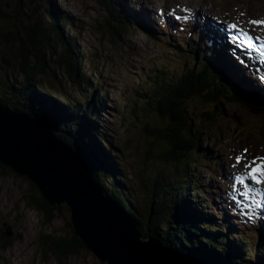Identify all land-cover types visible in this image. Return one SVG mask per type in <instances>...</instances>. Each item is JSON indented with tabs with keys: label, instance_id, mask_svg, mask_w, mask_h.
I'll use <instances>...</instances> for the list:
<instances>
[{
	"label": "rangeland",
	"instance_id": "374dc122",
	"mask_svg": "<svg viewBox=\"0 0 264 264\" xmlns=\"http://www.w3.org/2000/svg\"><path fill=\"white\" fill-rule=\"evenodd\" d=\"M50 1L74 23L73 27L69 24L64 27V36L77 40L79 53L83 55L81 71L106 91L102 101L92 109L96 115L92 119H96L101 132H105L111 140L115 150L110 155L121 170L122 177L119 178L127 186V193L134 204L145 210L146 217V200L155 185L156 176L162 174L167 177L175 169V163L168 154L171 149L168 136L172 133L164 132L169 128L170 121L162 117L155 106L148 105L147 99L138 103L137 96L144 97V94L154 92L157 84L162 86L163 78L175 81L180 76L177 73L184 72L191 64H197L192 57L195 54L190 53L187 47L179 53L175 46L187 45L190 41L200 45L204 37L202 25H206L209 31L215 29L219 36H225L226 51L236 48L233 45L235 42L227 38L228 28L224 30L222 25L216 24L210 26L207 14L200 15V11H192L194 8L201 7L212 14V18L237 24L241 30L252 32L263 40L264 24L252 21L264 20V0H122L125 10L136 13L141 22V25L135 24L132 33L122 37L111 29L103 0ZM1 11L0 97H6V87L23 81L20 57L27 40L26 27L38 28L41 22L50 24L51 18L46 11V0H2ZM148 26L156 29V33L148 34L145 28ZM241 44L248 45L244 40ZM240 49L243 48L234 51L244 54ZM203 50L206 51L205 47ZM213 53L216 54L212 51L211 55ZM244 55L246 58L249 56L248 53ZM244 55H241L243 60L246 59ZM252 56L256 61L258 54ZM211 60L215 62L214 57ZM49 68L51 74L47 78L43 75L39 80L34 78L35 86L46 90L62 104L82 102L87 99V94H91V90L81 89L71 82L65 69L56 64V57L51 60ZM237 69L241 72L237 76L245 79H240L242 82H252L249 78L251 70L242 69L243 72L239 67ZM223 71L226 73L228 69ZM260 83L263 88V80ZM240 86L249 92L253 90L248 84V88L245 84ZM261 88L259 93L263 90ZM259 93L258 96L264 98V94ZM213 109L210 103L203 100L193 103L188 109L193 127L198 125V114ZM223 113L215 117V121L204 125L207 131L197 143L202 149L211 148L213 154L210 152V165L195 169L197 180L193 184L200 188L204 185L212 188L209 192L213 194V204L210 206L215 209L216 218H221L219 221L222 222L223 218L218 213L224 210L231 218L230 222L239 228L238 232L246 229L262 244L264 224L260 228L261 218L257 219L260 211L253 205L256 213L252 215L243 212V209L238 212L239 203L232 195L236 189L235 178L248 177L250 169L245 168L244 163L264 157V123L243 106L234 103L226 104ZM146 126L160 130L161 134L146 130ZM102 146L105 149L103 143ZM238 156L244 157L241 164L236 163ZM244 185L239 182V186ZM257 185L264 190V184ZM198 198L203 200L205 196L199 194ZM243 198H247L246 195ZM36 201L43 202V198L28 178L19 176L8 167H0V264H107L85 246L72 254H62L57 244H72L75 236L71 212L63 204L55 207L56 210L50 212L52 218H48L36 208ZM233 241L238 247V240L230 242ZM251 261L256 264L255 258Z\"/></svg>",
	"mask_w": 264,
	"mask_h": 264
},
{
	"label": "trees",
	"instance_id": "16d2710c",
	"mask_svg": "<svg viewBox=\"0 0 264 264\" xmlns=\"http://www.w3.org/2000/svg\"><path fill=\"white\" fill-rule=\"evenodd\" d=\"M103 5L109 16L108 23L118 36L132 33L135 24L141 25L136 13L125 10L122 0H103ZM46 11L51 18L50 24L41 22L38 28L26 27L27 40L22 44L20 57L23 81L6 87L7 96L0 97V104L46 122L60 140L74 146L92 169L99 188L127 212L144 238L161 241L195 264H253V258L256 264H264V242L260 244L246 229L238 232L239 228L230 222L231 218L224 210L218 213L223 218L222 222L219 221L221 218H216L215 209L210 206L213 204V194L209 192H212V188L206 185L200 188L193 184L197 180L195 169L210 165L213 154L211 148L202 149L197 143L207 131L204 125L215 121L218 115L222 116L226 104L243 106L264 122V98L253 90H243L237 81L227 77L223 68L211 60L215 56L211 52L219 47L218 44L213 46L210 38L204 35L200 45L190 41L187 45L175 46L179 53L187 47L190 53L195 54L192 57L197 64H191L184 72L177 73L180 76L175 81L163 78L162 86L157 84L154 92L136 98L138 103L147 99L148 105L155 106L160 115L170 121L169 128L164 132L172 133L168 136L171 145L168 154L175 163V169L167 177L162 174L156 176L155 185L146 200L145 217V210L136 206L127 193L128 188L122 181L118 164L112 161L115 159L110 152L115 148L111 140L105 132H101L96 119H92L95 115L92 109L102 101L106 91L81 71L83 55L79 53L77 40L64 36V27L67 24L73 27L74 23L65 13L59 12L50 0H46ZM148 27H145L148 34L156 33V29ZM55 57L56 64L65 69L72 83L78 84L81 89L91 90L86 100L70 101L64 105L46 90L35 86L34 78L39 80L41 75L47 78L51 74L49 64ZM214 58L218 60V57ZM200 100L210 103L214 109L198 114V125L194 128L188 109ZM146 127L156 135L161 134L160 130ZM0 167L4 166L0 164ZM197 194L204 195L206 200H200ZM35 205L45 210L48 218H52L47 209L54 208L47 203H44L45 207L39 203ZM210 210L213 211L211 214ZM230 238L238 240L239 246L235 241L231 243ZM57 246L64 255L84 247L76 236L72 244Z\"/></svg>",
	"mask_w": 264,
	"mask_h": 264
},
{
	"label": "water",
	"instance_id": "95a60500",
	"mask_svg": "<svg viewBox=\"0 0 264 264\" xmlns=\"http://www.w3.org/2000/svg\"><path fill=\"white\" fill-rule=\"evenodd\" d=\"M0 164L36 186L43 198L36 203L43 207L47 203L54 210L66 204L75 236L101 262L195 264L161 241L144 238L127 212L99 188L75 147L60 140L46 122L4 104H0Z\"/></svg>",
	"mask_w": 264,
	"mask_h": 264
},
{
	"label": "bare ground",
	"instance_id": "6f19581e",
	"mask_svg": "<svg viewBox=\"0 0 264 264\" xmlns=\"http://www.w3.org/2000/svg\"><path fill=\"white\" fill-rule=\"evenodd\" d=\"M176 10H178V9H175V11ZM192 11H198V13L200 11V15L201 14H207L208 24L210 26H211V24H216V25H222V28L224 30H225V28H228V24L229 23H227L225 21H221L220 22V20H216V19L212 18V16H211L212 14H209V13L203 11V9L201 7H200V9L194 8ZM259 21H261V20L259 19ZM202 27L204 28L203 34L210 38L211 43L212 44L217 43V44H219L221 46L220 48L218 47V48L215 49L216 54H215L214 57H218V60L215 61V62L218 63L217 66H219V67H221L223 69H228V72H226L227 76H230L234 81H237L240 85L241 84H245L247 86V84H248L249 88H251L254 91H256L257 93H259L258 89H260L261 88L260 85H262L260 82H261V80H263V82H264V44H261L262 42H264V39L262 41V40H260V37H257L252 32L243 31L240 28L234 29L232 31L230 30L228 33L226 32L227 38L229 39V41H234L235 42V43H233V42L232 43H233V45H236V48L241 47L243 49H240V50L244 54L245 53L249 54V56H247V58L243 60L241 58V55H239V52L237 54V52L234 51V49H236L235 47H234V49L233 48H229L227 51L225 50L226 49V45H225V42H224L225 41L224 40V38H225L224 35L219 36L220 34L218 35L217 34L218 32H216L215 29L213 31L207 30L206 25H202ZM228 30H229V28H228ZM221 32H222V30H221ZM235 33H237L238 35H236ZM245 33L248 34V35L251 33L250 37H248V35H246ZM223 36H224V38H223ZM242 40L247 42L248 45L241 44ZM239 44H241V45H239ZM250 53L251 54H256L257 53L258 54V57H256V61H255V59L253 60V56L250 57L251 56ZM230 58L232 59L231 61L229 60ZM238 67L240 68L241 71H243L242 69H249V70L252 71L251 75H249V78H250V80L252 82H250V83L249 82H242V80H240V79H244V78H242L241 75H240V77L237 76V73H239V74L241 73L237 69ZM259 69L260 70L262 69V70L259 71ZM234 75L237 76V77H235ZM248 86H247V88H248ZM261 89L264 90V86ZM263 90H260L259 94H264ZM246 181H248V183H249V181L251 182L250 178H246ZM250 186H248L249 189H250L248 191H243L241 188L240 189L238 188L237 195L236 196L235 195L232 196V198H235L237 200V202L239 203V208L237 210L238 212L240 211V209H243V204L245 203V199L243 198V196L246 195L247 198H250L253 194H255V191H257V190L253 189ZM256 186H258V185H256ZM251 189H252V193H250ZM262 191H263V194H264V190H262ZM255 195H257V193ZM259 213L260 214H259L258 219L261 218V222H260V228H261L263 226V224H264V212L260 211Z\"/></svg>",
	"mask_w": 264,
	"mask_h": 264
},
{
	"label": "snow or ice",
	"instance_id": "6c2138e0",
	"mask_svg": "<svg viewBox=\"0 0 264 264\" xmlns=\"http://www.w3.org/2000/svg\"><path fill=\"white\" fill-rule=\"evenodd\" d=\"M179 19V17H177ZM254 24H264V20L262 21H252ZM233 27H236L233 25ZM247 150H245L246 152ZM244 162V157L238 156L236 158V163L241 164ZM235 167V165H234ZM244 167L250 169L248 172V177L250 180L256 184H264V157H257L256 159L252 160L251 162H245ZM236 179L240 183H244L243 176H237Z\"/></svg>",
	"mask_w": 264,
	"mask_h": 264
}]
</instances>
